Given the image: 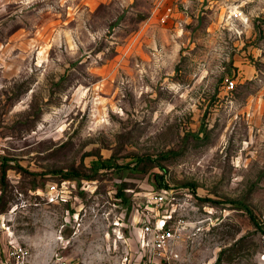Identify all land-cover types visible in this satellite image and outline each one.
<instances>
[{
	"label": "rangeland",
	"instance_id": "obj_1",
	"mask_svg": "<svg viewBox=\"0 0 264 264\" xmlns=\"http://www.w3.org/2000/svg\"><path fill=\"white\" fill-rule=\"evenodd\" d=\"M0 214L29 264H141L156 222L161 264H264V0H0Z\"/></svg>",
	"mask_w": 264,
	"mask_h": 264
},
{
	"label": "built area",
	"instance_id": "obj_2",
	"mask_svg": "<svg viewBox=\"0 0 264 264\" xmlns=\"http://www.w3.org/2000/svg\"><path fill=\"white\" fill-rule=\"evenodd\" d=\"M227 85L234 87L233 79L228 80ZM68 182L64 179L62 187ZM50 204L68 203L69 193L61 188L58 182L49 183L44 193ZM3 215L0 214V238L8 239L7 245L0 244V264H29L31 251L29 247L14 239V233L10 224H6ZM187 228V225L179 224L177 227H164L162 222L154 225L147 223L141 228L140 244L143 250L141 264H161L165 259L168 262L178 258L177 253L169 252L170 247L177 237Z\"/></svg>",
	"mask_w": 264,
	"mask_h": 264
},
{
	"label": "trees",
	"instance_id": "obj_3",
	"mask_svg": "<svg viewBox=\"0 0 264 264\" xmlns=\"http://www.w3.org/2000/svg\"><path fill=\"white\" fill-rule=\"evenodd\" d=\"M146 158L150 159L151 157L147 156ZM128 169L130 170H134L135 167H127ZM6 179V168H4L2 170V180L4 181ZM118 196L122 198L123 201L127 202L128 201V198H127V195H126V192L124 189H119L118 191ZM244 208L245 210H247L250 214V216L252 217L253 216V211L247 206V205H244ZM130 209V207H129ZM221 263V258H219L217 264H220Z\"/></svg>",
	"mask_w": 264,
	"mask_h": 264
},
{
	"label": "crops",
	"instance_id": "obj_4",
	"mask_svg": "<svg viewBox=\"0 0 264 264\" xmlns=\"http://www.w3.org/2000/svg\"><path fill=\"white\" fill-rule=\"evenodd\" d=\"M0 244H2L1 238H0Z\"/></svg>",
	"mask_w": 264,
	"mask_h": 264
}]
</instances>
